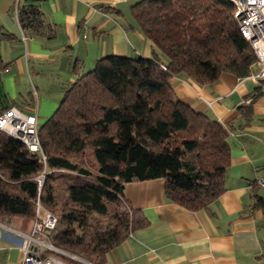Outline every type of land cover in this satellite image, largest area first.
<instances>
[{
    "label": "trees",
    "instance_id": "trees-1",
    "mask_svg": "<svg viewBox=\"0 0 264 264\" xmlns=\"http://www.w3.org/2000/svg\"><path fill=\"white\" fill-rule=\"evenodd\" d=\"M15 6L25 33L37 32L39 6ZM130 10L151 55H105L68 85L37 126L44 160L0 130V221L29 231L38 200L56 216L50 242L81 259L55 253L69 264H103L144 224L124 198L127 182L162 178L165 196L191 210L221 193L228 128L177 98L168 79L244 77L255 61L228 0H139ZM2 92L0 112L11 107Z\"/></svg>",
    "mask_w": 264,
    "mask_h": 264
},
{
    "label": "crops",
    "instance_id": "crops-1",
    "mask_svg": "<svg viewBox=\"0 0 264 264\" xmlns=\"http://www.w3.org/2000/svg\"><path fill=\"white\" fill-rule=\"evenodd\" d=\"M139 0H0V90L34 115L37 126L68 85L108 54L150 56L152 42L130 7ZM39 6L42 23L25 33L15 3ZM159 56L160 52H159ZM222 72L211 83L170 76L175 95L228 128L229 164L221 193L188 209L164 194V180L127 182L123 195L144 224L106 254L103 264H264V79ZM18 224L0 221V264H22Z\"/></svg>",
    "mask_w": 264,
    "mask_h": 264
},
{
    "label": "built area",
    "instance_id": "built-area-1",
    "mask_svg": "<svg viewBox=\"0 0 264 264\" xmlns=\"http://www.w3.org/2000/svg\"><path fill=\"white\" fill-rule=\"evenodd\" d=\"M228 1L233 5L232 15L241 35L249 42L255 53L254 65L257 66V70L252 77L264 79V0ZM160 66L165 68V65ZM0 130L20 140L29 150L38 152L44 160L34 115L27 114L16 106L8 107L0 112ZM43 177L44 173L37 177L39 183ZM256 183L264 191V175L257 178ZM55 222L56 216L37 200L30 230L19 233L22 264H69L55 253L81 260L50 242L48 232L54 227Z\"/></svg>",
    "mask_w": 264,
    "mask_h": 264
},
{
    "label": "rangeland",
    "instance_id": "rangeland-1",
    "mask_svg": "<svg viewBox=\"0 0 264 264\" xmlns=\"http://www.w3.org/2000/svg\"><path fill=\"white\" fill-rule=\"evenodd\" d=\"M79 260V259H78Z\"/></svg>",
    "mask_w": 264,
    "mask_h": 264
}]
</instances>
